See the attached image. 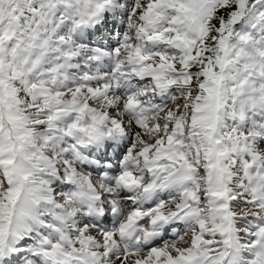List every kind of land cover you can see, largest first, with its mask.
<instances>
[{"label":"snow or ice","instance_id":"1","mask_svg":"<svg viewBox=\"0 0 264 264\" xmlns=\"http://www.w3.org/2000/svg\"><path fill=\"white\" fill-rule=\"evenodd\" d=\"M0 264H264V0H0Z\"/></svg>","mask_w":264,"mask_h":264}]
</instances>
